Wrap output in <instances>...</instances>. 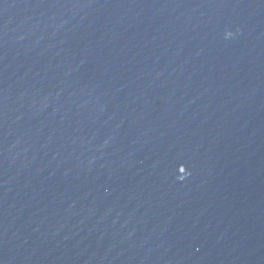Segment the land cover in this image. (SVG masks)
<instances>
[{
    "label": "water",
    "instance_id": "water-1",
    "mask_svg": "<svg viewBox=\"0 0 264 264\" xmlns=\"http://www.w3.org/2000/svg\"><path fill=\"white\" fill-rule=\"evenodd\" d=\"M0 264H264V0H0Z\"/></svg>",
    "mask_w": 264,
    "mask_h": 264
}]
</instances>
